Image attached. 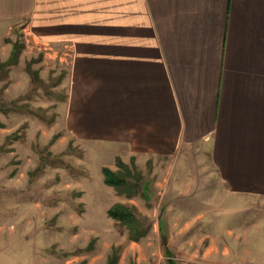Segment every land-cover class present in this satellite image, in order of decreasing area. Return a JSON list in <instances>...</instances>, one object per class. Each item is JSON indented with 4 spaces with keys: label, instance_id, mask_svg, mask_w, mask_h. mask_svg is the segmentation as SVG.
I'll use <instances>...</instances> for the list:
<instances>
[{
    "label": "rangeland",
    "instance_id": "rangeland-1",
    "mask_svg": "<svg viewBox=\"0 0 264 264\" xmlns=\"http://www.w3.org/2000/svg\"><path fill=\"white\" fill-rule=\"evenodd\" d=\"M28 3L0 9V61L18 54L0 71V264H264V196L229 194L205 147L135 163L134 195L104 183L102 168L116 169L113 108L102 109L113 94L84 96L106 80L71 43H46ZM117 203L150 226L140 241L107 215ZM189 234L201 243L185 246ZM209 246L228 253L203 257Z\"/></svg>",
    "mask_w": 264,
    "mask_h": 264
},
{
    "label": "crops",
    "instance_id": "crops-1",
    "mask_svg": "<svg viewBox=\"0 0 264 264\" xmlns=\"http://www.w3.org/2000/svg\"><path fill=\"white\" fill-rule=\"evenodd\" d=\"M28 2L0 9L28 3L46 43H71L82 68L106 80L84 96L113 94L102 107L113 108V160L145 165L199 145L229 194L264 196V0Z\"/></svg>",
    "mask_w": 264,
    "mask_h": 264
},
{
    "label": "trees",
    "instance_id": "trees-1",
    "mask_svg": "<svg viewBox=\"0 0 264 264\" xmlns=\"http://www.w3.org/2000/svg\"><path fill=\"white\" fill-rule=\"evenodd\" d=\"M17 57V49L14 45L9 60L6 62L0 61V71H7L9 65L17 62ZM129 164L124 163L120 158H116L115 170L108 167H103L101 170L104 183L114 187L118 194L127 191V195H134L139 190L142 178L141 173L135 168L134 159H131ZM129 179H132V183L127 184V180ZM107 215L125 227L129 240L134 242H138L144 238L150 228L149 225L145 227V222L140 221L133 206H124L123 204L117 203L107 210ZM112 259V256L109 257L107 264H111L114 261ZM114 263L115 261L112 264Z\"/></svg>",
    "mask_w": 264,
    "mask_h": 264
},
{
    "label": "water",
    "instance_id": "water-1",
    "mask_svg": "<svg viewBox=\"0 0 264 264\" xmlns=\"http://www.w3.org/2000/svg\"><path fill=\"white\" fill-rule=\"evenodd\" d=\"M164 243V242H163Z\"/></svg>",
    "mask_w": 264,
    "mask_h": 264
}]
</instances>
